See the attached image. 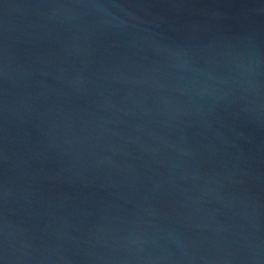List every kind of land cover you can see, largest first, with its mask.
Listing matches in <instances>:
<instances>
[{"label": "water", "instance_id": "water-1", "mask_svg": "<svg viewBox=\"0 0 264 264\" xmlns=\"http://www.w3.org/2000/svg\"><path fill=\"white\" fill-rule=\"evenodd\" d=\"M0 264H264V0H0Z\"/></svg>", "mask_w": 264, "mask_h": 264}]
</instances>
